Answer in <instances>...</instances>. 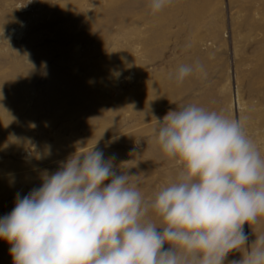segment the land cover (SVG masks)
<instances>
[{"label": "rangeland", "instance_id": "rangeland-1", "mask_svg": "<svg viewBox=\"0 0 264 264\" xmlns=\"http://www.w3.org/2000/svg\"><path fill=\"white\" fill-rule=\"evenodd\" d=\"M149 5L0 0V218L95 145L153 198L177 174L156 119L180 106L246 118L264 155V0H172L156 14ZM196 63L203 72L177 84L176 69ZM148 219L163 226L154 212ZM244 231L248 249L264 217ZM10 247L0 239V264H13Z\"/></svg>", "mask_w": 264, "mask_h": 264}, {"label": "clouds", "instance_id": "clouds-1", "mask_svg": "<svg viewBox=\"0 0 264 264\" xmlns=\"http://www.w3.org/2000/svg\"><path fill=\"white\" fill-rule=\"evenodd\" d=\"M171 2L149 7L156 14ZM194 72H203L199 63L182 64L173 78L181 84ZM156 120L174 182L145 199L133 175L118 173L115 156L96 145L77 150L0 218L13 264H225L246 249L244 225L264 217V155L246 118L189 104ZM242 254L229 264H264V234Z\"/></svg>", "mask_w": 264, "mask_h": 264}]
</instances>
